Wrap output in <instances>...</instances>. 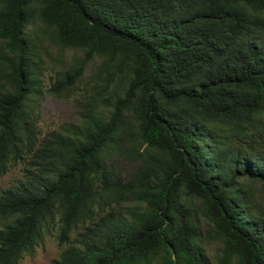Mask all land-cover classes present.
I'll use <instances>...</instances> for the list:
<instances>
[{
	"label": "trees",
	"instance_id": "1",
	"mask_svg": "<svg viewBox=\"0 0 264 264\" xmlns=\"http://www.w3.org/2000/svg\"><path fill=\"white\" fill-rule=\"evenodd\" d=\"M44 42L81 53L49 87ZM95 58L80 123L42 136L35 97ZM18 165L0 264L46 237L53 264H213L208 238L264 264V0H0V175Z\"/></svg>",
	"mask_w": 264,
	"mask_h": 264
},
{
	"label": "rangeland",
	"instance_id": "2",
	"mask_svg": "<svg viewBox=\"0 0 264 264\" xmlns=\"http://www.w3.org/2000/svg\"><path fill=\"white\" fill-rule=\"evenodd\" d=\"M44 51L41 54L44 59L43 80L44 86L49 87L58 73H64L73 64L74 58L81 56L80 52L62 51L56 47L49 46L47 42L43 44ZM100 60L95 58L90 62L78 82L71 87L69 91L56 96L46 93L35 97L33 115L38 118V128L41 135L47 134L53 130H59L65 126H76L80 123L81 114L88 101V94L91 91V85L97 80V67ZM22 166L12 167L3 175H0V191L13 186L22 178ZM247 189L254 196L255 203L260 205V210L264 211V194L261 186L256 182L245 183ZM197 203V202H196ZM202 228L207 229L209 225L204 220ZM208 230V229H207ZM73 235L71 238H73ZM205 245V251L213 264H217V259L221 255L222 244L208 238ZM61 252L54 238L46 237L35 249L33 255H25L18 264H53Z\"/></svg>",
	"mask_w": 264,
	"mask_h": 264
}]
</instances>
